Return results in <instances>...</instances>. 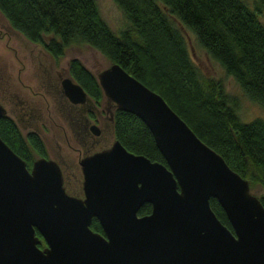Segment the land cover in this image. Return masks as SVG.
Returning <instances> with one entry per match:
<instances>
[{"label":"water","instance_id":"1","mask_svg":"<svg viewBox=\"0 0 264 264\" xmlns=\"http://www.w3.org/2000/svg\"><path fill=\"white\" fill-rule=\"evenodd\" d=\"M94 75L113 108L144 123L165 164L113 139L80 160L75 197L53 160L36 157L28 169L0 138V264H264V207L247 180L117 63ZM63 85L70 101H90L70 78ZM143 203L150 212L138 215Z\"/></svg>","mask_w":264,"mask_h":264},{"label":"trees","instance_id":"2","mask_svg":"<svg viewBox=\"0 0 264 264\" xmlns=\"http://www.w3.org/2000/svg\"><path fill=\"white\" fill-rule=\"evenodd\" d=\"M129 25L117 33L99 14L95 0H0V13L12 29L32 43H40L54 59L66 46L82 42L100 52L108 63L158 93L193 133L217 152L225 163L247 180L249 189L264 187V121H241L235 100L220 80L204 77L189 57L183 34L167 18L173 15L196 42L231 76L242 93L264 110V26L257 13L264 0L247 6L242 0H113ZM52 35L43 40L42 35ZM70 77L99 102L101 89L95 75L79 60L68 61ZM112 136L129 152L165 164L144 123L135 115L114 108ZM0 138L29 169L33 155H43L44 145L33 133L22 136L14 121L0 116ZM255 195V194H254ZM264 207V195H255ZM209 206L231 230L217 201ZM150 212L143 203L138 215ZM90 229L102 233L95 218ZM39 237V247L44 246Z\"/></svg>","mask_w":264,"mask_h":264},{"label":"flooded vegetation","instance_id":"3","mask_svg":"<svg viewBox=\"0 0 264 264\" xmlns=\"http://www.w3.org/2000/svg\"><path fill=\"white\" fill-rule=\"evenodd\" d=\"M40 47L42 48L40 54L47 59V62L32 69L33 73H31L36 84H40V86L33 85L26 92L8 91L6 95L5 90L4 94L0 95V105L5 109V115L7 112L12 114L11 118L22 136L33 133L42 141L45 149L44 154L33 155V159L44 157L53 160L59 167L64 191L68 195L82 197L83 194L76 195L77 193L70 187V183L75 184L82 180L80 169L82 158L105 149L111 144V139L113 140L112 111L114 108L111 103L104 100V105L103 102L101 104L100 101L96 102L94 99L84 102L70 101L65 95L63 85L66 78H70L74 82L68 72L69 60L66 63H60L42 46ZM42 94L47 97V104L44 103V108L40 102ZM34 96L37 97L34 98ZM101 105L104 106V110L101 109ZM54 106L60 112L61 119L55 116V122H52L50 112ZM62 121L66 126H63ZM47 131L52 132L53 147L48 145V137L46 140ZM68 131L78 146L72 145Z\"/></svg>","mask_w":264,"mask_h":264},{"label":"rangeland","instance_id":"4","mask_svg":"<svg viewBox=\"0 0 264 264\" xmlns=\"http://www.w3.org/2000/svg\"><path fill=\"white\" fill-rule=\"evenodd\" d=\"M95 1L100 16L112 31L117 33L120 29L129 25L123 12L113 0ZM242 1H244L248 7L253 5V0ZM249 8L251 9V7ZM164 13L186 39L189 57L193 64L198 68L200 74L204 77H211L220 80L224 92L231 99L235 100L233 108H235L237 117L244 122L253 118H259L264 121V110L242 93L234 79L227 75L223 68L197 44L194 35L188 29H186L173 15L168 12ZM257 17L264 26V12H258ZM50 37H52V35L49 33L42 35V38L45 41ZM40 46V44L38 45L29 42L21 34L12 29L0 13V95L4 94L5 90L6 95L8 91L13 92L15 90H21L22 92H26L30 90L33 85L40 86V84H36L34 77L31 76V73H33L32 69H36L47 62V59L43 58L40 54V50L42 49ZM71 58L79 60V62L93 74H96L108 65V60L104 55L82 42H74L66 46L63 50V55L59 57L57 61L60 63H66ZM36 97L37 96H34V98ZM103 100L106 101L102 95L100 102L101 104L103 102L104 105ZM40 102L42 103L41 106L44 108V103L47 104V97L44 94H42ZM103 105H101L102 110H104ZM9 106L10 105H8V107ZM9 108L11 109V107ZM6 115L11 118L12 114L7 112ZM55 116L60 118V112L56 110V106H54L53 110L50 112V120L52 122H55ZM62 124L63 126H66L65 122ZM17 129L19 131V128ZM68 133L72 145L78 146L69 131ZM45 137L46 140L48 137V145L53 147L54 140L52 132L47 131ZM70 187L75 193H77V196H79L78 194L82 195L80 181L75 184L70 183ZM251 192L257 196L264 195V187L256 185L251 188Z\"/></svg>","mask_w":264,"mask_h":264}]
</instances>
